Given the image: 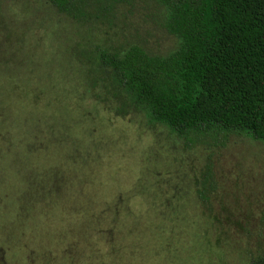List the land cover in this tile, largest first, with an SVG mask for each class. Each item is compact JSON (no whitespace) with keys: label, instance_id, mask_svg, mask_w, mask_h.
I'll return each instance as SVG.
<instances>
[{"label":"rangeland","instance_id":"374dc122","mask_svg":"<svg viewBox=\"0 0 264 264\" xmlns=\"http://www.w3.org/2000/svg\"><path fill=\"white\" fill-rule=\"evenodd\" d=\"M0 0V264H250L264 257V141L180 135L102 53L168 57L161 0Z\"/></svg>","mask_w":264,"mask_h":264},{"label":"trees","instance_id":"16d2710c","mask_svg":"<svg viewBox=\"0 0 264 264\" xmlns=\"http://www.w3.org/2000/svg\"><path fill=\"white\" fill-rule=\"evenodd\" d=\"M74 18L88 0H48ZM181 47L100 55L134 103L180 135L212 127L264 141V0H161ZM250 264H264V257Z\"/></svg>","mask_w":264,"mask_h":264}]
</instances>
